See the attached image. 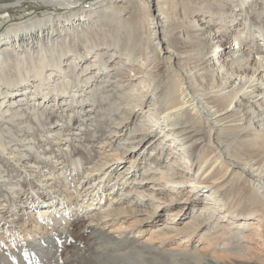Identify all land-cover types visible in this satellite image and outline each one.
I'll use <instances>...</instances> for the list:
<instances>
[{
    "label": "rangeland",
    "instance_id": "1",
    "mask_svg": "<svg viewBox=\"0 0 264 264\" xmlns=\"http://www.w3.org/2000/svg\"><path fill=\"white\" fill-rule=\"evenodd\" d=\"M253 3L254 0H246L245 3L241 4L243 17H246L248 22L250 14L254 11ZM82 7L81 5L77 10ZM47 11V8H38L31 13H27L25 17H18L17 13H12L11 17L0 18V33H3L11 23L27 19L34 20L43 17ZM66 11L68 10H60L59 13L63 16V13ZM56 12H53L52 15H55L54 13ZM150 14L155 19L160 17L156 1L151 4ZM221 16L226 17L227 14H221ZM192 19L199 18L186 16L182 12V9L178 8L176 15L177 23L188 24ZM201 23L200 21L199 24ZM236 23H241L242 28L244 26L243 22L239 20L235 23L228 21L226 27L230 28L229 36L225 37V39L228 38L225 41V45L228 47L232 45L228 51L234 50L237 53H241V51L239 52L238 45L233 48L234 43L230 36L237 28V26H234ZM212 27L205 32L204 36L211 37V39L209 42L208 40L205 42L202 49L196 51L197 53L191 51V53H188L191 54L189 56L183 53L179 57L184 68L189 71L188 77L198 83V88L204 94L203 98L200 99V104L206 103L208 100H217L219 97L236 91L245 85V89L239 95V107L236 110L240 112V115L245 116H248L252 111H256V113L260 112V106L257 102L262 103L264 99H262L263 95H260L261 91L258 90L263 88L264 84L261 83L262 78L258 79L261 76L259 71L255 73L250 82L245 84L248 78L254 74V68H251L252 70L249 74L238 75L235 72L234 65L229 61L228 54L224 55L225 51L222 49L224 41H218L220 37L219 33L217 34V39L214 40L212 38L218 27L216 21L213 22ZM107 28H105V31L108 30ZM148 30L149 27L146 25L141 39H139L140 36L136 35L128 39L123 33H114L120 38L117 47L101 44L98 47L99 50H95L96 52L93 51V53L89 54L91 60H94L98 59L97 57L100 52L110 50L111 52H115V56L121 55L123 57V61L120 62L122 77L115 78L113 75L111 82L108 84V89L112 91L119 90L123 94H117L114 104L110 105L108 101L104 102L97 99L93 92L88 91V89V96L95 102V110L93 107H88L86 103L83 104V109H81L82 107H78V100L70 103L71 107H69V104V106H65L64 108H61L57 102L51 101L49 108L45 112L34 109L30 111L25 108L24 111L30 115V119L28 118V123L22 126H28L30 131L24 132L21 131V127H17L13 123L14 120L8 119L11 110L7 111L5 104L4 107L2 106L4 99H0V114L2 115L0 116V125L12 127L11 133H13L10 137H5L8 139L5 142H9L7 149L4 151L0 149V212L4 214V217H0V248H13L14 243L20 239V242L24 243V240L29 239L27 235L30 230L34 229L37 231V235L44 233L43 228L47 224H51L53 216L58 220L61 219L63 211L57 212V207L51 209L53 211L52 214L44 217H40L41 213L39 211L42 208H37L34 211L26 208L32 194H37L40 191H45V193L50 191L53 192V195L57 199L65 202V206L69 207V209L65 210L66 212L67 210L71 214L80 212L81 215L79 218L78 216L75 217L69 225L71 229L68 232L69 236H67L60 247L64 250L62 258L66 259V264L76 262L74 257L77 255H83L86 258L80 257L77 260L78 264H92L94 262L95 258L85 253V250L80 246L87 245L90 247L93 241L90 227L105 222L106 227L104 229L112 234L118 235L130 231H138L140 232V243L155 248L163 244L168 250L171 248L179 250L188 249L194 253L196 258H200V252H203L209 256L225 258L226 260H240L245 264H260V262L264 261V205L262 204V200L257 198L253 190L252 176L249 173L241 174V169L232 171V168H238V164L235 160L231 159V167L223 179L207 187H205V184L200 185L198 181L206 180L210 173L217 168L219 161L213 165V160L221 152L216 151L211 153L208 161L198 159L196 153L192 152V145L190 142H187L188 139L185 136H181L182 133L178 132L183 125L182 122L185 121V117H182L179 124L174 125L170 123V117L176 118L183 114L186 109L190 108V103L172 110H166L160 104L147 106L143 110V113H141L140 106L135 109V105L140 104L142 98H144L142 92H146L148 89L147 86L144 87V83L146 85L150 84L148 73H156V69L153 66L158 62H161V71H167V63L159 60L167 55V51H171L170 49L166 50V48L162 52L157 50L156 44L152 42V36ZM212 31L214 32L211 33ZM253 31L254 27L248 25L244 30L245 34H243V37L251 40L254 34ZM262 31L264 32V27ZM158 35L161 36V33ZM106 37L107 39L112 38L111 36ZM191 39L179 34L169 36L172 46L179 45L182 42L189 43ZM252 41L254 46L258 44L264 46L262 36L256 35V38ZM127 46L134 48V55L127 54ZM216 49L218 56L214 59L212 58L214 53L212 50ZM92 55L97 57H93ZM186 57L191 59L187 61ZM185 60L187 61L186 63ZM218 60L219 62H217ZM92 62L96 63V61ZM208 62L209 69L212 68L215 74L212 81H210L211 77L207 73L209 70L202 69L200 72L198 71L204 68ZM83 64L86 65V61H82L81 65ZM108 64H111V61ZM92 68L94 70V67ZM109 71L111 74L114 73L112 68ZM168 75L169 72L165 74V79H158L157 86L165 85ZM152 82L155 86L156 82ZM2 86L0 83V87ZM254 89L256 92L253 98L248 99L247 95H243L245 91ZM5 90L6 88L2 87V91ZM154 91L158 92L159 90L156 89ZM193 95L196 96L194 93ZM161 97L160 94L157 96L151 95V99L153 98L152 103H155ZM31 103L33 102L31 101ZM6 105H8V101ZM119 105L124 108V112L120 110L116 111L115 114H105L108 106H113L117 110ZM134 109L136 111L139 110L137 112V115H139L137 119L136 117L134 118ZM88 112H91V115H88ZM152 112L155 114H152ZM123 113H125V117ZM34 114H38L39 120L35 119ZM52 117L58 120V122L51 123ZM42 122L44 125H41ZM126 124L129 125V130L126 127L124 128ZM218 125L217 127H219ZM223 125L227 126L230 124ZM143 127L147 130H141ZM134 129L136 130L134 131ZM134 132L137 135L145 133L144 135L147 136V139L157 135L152 144L155 141L157 143L163 142L161 146V152L163 150V153L159 155V149H157L150 156L151 152L147 154L148 149H145L147 148L145 146L141 150L140 147L136 148L135 152L131 155L130 143L128 142H131ZM235 135L231 132H225L222 135V139L226 142L233 139ZM26 137H29V139H26L23 143L21 139ZM203 141V138L198 140V142ZM119 142L121 145L118 144ZM28 143H32L35 148L29 149L25 146ZM16 146L20 154H27V156L34 155L35 158L32 161L37 160L39 169L43 170L41 173L35 172V175L39 176L40 173V176L34 177V180L38 182L34 183L31 187L27 186V183H29L27 181L29 169H26L20 162L13 159L14 155L11 152L17 150ZM81 155L85 158L83 160V169L92 171L87 176L82 173L83 170L81 169V173L85 178L82 177L79 180L80 175H76L73 179L72 177L76 173V170L74 172L71 171L74 170L72 162L80 161ZM143 155L147 156L146 159H142ZM133 156H138V159L131 170L132 172L127 174L126 179H122L125 175L124 171L133 164ZM121 157L122 159H119V163H123L119 165L114 159ZM100 165H103L102 169L98 170ZM200 166L203 167L199 169ZM151 167L152 173L148 172ZM206 168L209 171L204 172ZM50 172L53 175H50ZM102 172H105L104 176ZM63 173H67L72 178L69 183L64 179H60ZM44 174H47V176H43ZM100 175L102 176V179L99 181L101 185L104 183L107 185L103 188V191L102 188L97 189L99 192L96 196L97 198L105 194L100 197L101 202L98 199L92 200L94 196L85 192V188L81 189L86 181H90L95 177H97V180L92 182H95L94 187L97 186ZM37 178H41L42 182ZM127 178L128 183L125 182ZM176 181H181L182 183H175ZM13 182L19 184V187L14 189L17 192L15 194L9 188L11 184H14ZM115 182L116 187L111 192L110 188ZM118 186L122 189L119 193L124 194L121 198L116 194ZM75 188L81 192L77 198L79 199L77 205L75 203L76 200L70 204L74 196L70 197L69 192ZM213 190L216 192L211 194ZM46 198L48 199V196ZM191 200H198L202 204H209L208 209L206 212H203L201 206V208L199 206L192 208L188 204ZM12 203L16 204L14 205L15 211H18L21 205L24 206L23 210H20L19 215L12 216L14 211L9 210L10 208L8 209ZM158 206L160 207L157 212ZM108 210H111V214L107 216L106 212ZM29 211L32 213L30 214ZM186 212L187 214H185ZM27 216L30 217L26 222ZM37 221L42 225L38 229H35L34 225ZM165 232L169 234L164 236Z\"/></svg>",
    "mask_w": 264,
    "mask_h": 264
},
{
    "label": "bare ground",
    "instance_id": "2",
    "mask_svg": "<svg viewBox=\"0 0 264 264\" xmlns=\"http://www.w3.org/2000/svg\"><path fill=\"white\" fill-rule=\"evenodd\" d=\"M155 1L157 3V11L160 14L158 19H155V17L152 18L150 14L151 4ZM245 1L246 0H0V18L11 17L12 13H17L18 17H25L27 13H31L38 8H47L48 10L43 17L11 23L3 33H0V83L1 86L3 85L2 87L6 88L5 91H2V87H0V97H2L0 99H4L2 106L4 107L5 104V107H7L6 110H11L8 119L11 121L14 120L13 123L17 127H21V131L29 132L30 128L28 126H22L28 123V118L30 117V115L24 111L25 108L30 111L34 109L45 112L49 108V103L51 101L57 102L61 108H64L65 106H69L73 101L75 102V100H78L77 104L78 107H82L81 109H83V104L86 103L88 107H93L95 110V102L88 96V89V91L93 92L97 99L104 102L108 101L110 105L114 104L117 94H123L119 90L112 91L108 89V84L111 82V77L113 75L115 78L122 77L123 74L120 62L123 61V57L121 55L115 56V52H111L110 50L100 52L98 57L92 55L98 58L94 60H91L89 54L91 52L93 53V51L96 52L95 50H99L98 47H100L101 44L117 47L120 38L114 33H123L128 39H131L133 35L140 36L139 39H141L142 33H144L143 29L147 25L149 27V34L152 36V42L156 44V49L160 52H162L163 49L165 50V48L171 51H167V55L159 60L167 63V71H161V62H158L153 66V68L156 69V73H148L150 76V84L146 85L144 83V87L147 86L148 89L146 92H142L144 98L147 99L142 98L141 103L135 105V109L140 106L141 113H143V110L147 106L160 104L164 109L172 110L186 103H190V108L186 109L183 114L176 118L171 116L170 123L174 125L179 124L182 117H185V121L182 122L183 125L178 132L182 133L181 136H185V138L188 139L187 142H190L192 145L191 150L193 153H196L198 159H205L208 161V157L211 153L216 151L221 152L218 153L213 160V165L219 161L217 168L210 173L206 180H200L198 183L200 185L205 184V187H207L223 179L231 167L232 159L238 164V168H232V171L241 169V174L249 173L250 176H252L251 181L253 190L257 198L262 200V204L264 205V127H262L264 126V100L262 103L257 102L260 106V112L256 113V111H252L248 116L240 115V112L236 110V108L239 107V95L245 89V85H243L238 90L229 92L219 97L217 100H208L206 103L200 104V99L203 98L204 94L201 89L198 88V83L188 77L189 71L182 65L181 58L179 59L181 54L185 53L189 56L191 54L188 53H191V51H199L203 48L207 40L209 42L211 37H205L204 35L206 30L211 28L213 22L216 21L218 27L217 29L215 28V32H211L215 33L212 38H214V40L217 39V34L219 33L220 37L218 41H224L222 43V49L225 51L224 55L228 54L229 61L234 65L235 72H237L238 75L249 74L252 70L251 68H254V74L252 77L248 78L245 84L253 79L257 71H259L261 75L258 79L262 78L261 83L264 84V46L260 44L254 46L252 41L256 38V35L262 36L264 40V32L262 31L264 27V0H254V11L250 14L249 22L242 14L243 10L241 4L245 3ZM120 2L122 3L120 4ZM81 5L83 7L77 10ZM178 8L182 9V12L186 16L198 17L199 19H192L188 24L181 22L177 23L176 15ZM66 9L68 11L63 13L62 16L59 13L60 10ZM53 12H56L54 13L55 15H52ZM221 14H227V16L223 17ZM175 20L176 22H174ZM237 20L242 21L244 26L242 28L241 23H236L234 26H237V28L230 36L234 43L233 48L238 45L239 52L241 51V53H237V51L234 50L228 51L232 45L230 47L225 45V41L228 40V38L225 39V37L229 36L230 28H227L226 24L228 21L235 23ZM200 21L202 22L201 24H199ZM248 25L254 27V34L251 40L243 37V34H245L244 30ZM106 27H108V30L105 31ZM193 32L195 33L191 35ZM159 33H161V36L158 35ZM177 34L180 36L185 35L186 38H192L191 42H182L179 45L172 46L169 41V36H175ZM106 36H111L112 38L107 39ZM126 49L128 50V55L135 54V50L132 46H127ZM212 51L214 52L212 58L215 59L218 56L216 53L217 49ZM190 59L191 58H187V61ZM82 61H86V65H81ZM92 61H96V63ZM110 61L111 64H108ZM187 61L185 60V63ZM217 62H219V60ZM92 67H94V70ZM110 68L114 70L113 74L109 71ZM202 69L209 70L207 73L211 77L210 81H212L215 74L212 68L209 69V62L204 68L198 71L200 72ZM95 71H98V73ZM167 72H169V75L166 77L167 83L163 86H157L158 79H165V74ZM152 81L156 82L155 86ZM156 89L159 91L155 92L154 90ZM258 91H261L260 95H263L262 99H264V87L260 88ZM255 92V89L245 91L243 95H247V98L250 99L254 97ZM193 93L196 96H194ZM158 94L162 97L158 98L155 103H152L153 98L151 99V95L157 96ZM5 98H7L6 101ZM7 101L8 105H6ZM31 101L33 103H31ZM71 106L70 104L69 107ZM135 109L133 113H135L134 118L136 117L137 119L139 117V115H137L139 110L136 111ZM87 110L89 109L87 108ZM120 110L124 112V108L120 105L117 107V110H115L113 106H108L105 110V114H115L116 111ZM156 112L158 111L156 110ZM89 114L91 115V112H88V115ZM149 114H151V112H149ZM152 114L155 113L152 112ZM123 115L125 117V113H123ZM0 116L2 115L0 114ZM34 117L39 120L38 114H34ZM211 120H213V122H211ZM57 122L58 120L54 118L51 119V123ZM222 123L230 125L224 126ZM217 124H219V127H217ZM41 125H44V123L42 122ZM125 127L128 129L129 125L126 124L124 125V128ZM135 130L136 129H134V131ZM141 130L144 131L147 129L143 127ZM11 132L12 127L10 128L8 125L7 127H3L0 125V149L3 151L7 149L9 143L5 142L8 140L6 138L13 135ZM225 132H231L236 135L233 139L224 142L222 135L225 134ZM144 134L145 133H140V135H137L136 132L132 134V140L128 142L131 148L130 154L132 155L136 148L140 147L141 150L146 146L147 148L145 149H148L147 154L151 152L149 154L150 156H152V153L157 149H159V155H161L163 153V150L161 152L163 142L157 143V141H155L152 144V141L157 135L147 139V136ZM201 138H203L204 141L198 142ZM26 139H29V137L22 138L21 141L24 143ZM118 144L121 145L120 142ZM25 146L29 149L35 148L32 143H28ZM118 149H120V147H118ZM174 149H176V147H174ZM11 153L14 155V160L20 162L26 169H29V178L27 177L29 183H27V186H33L34 183L38 182L34 180L36 178L35 176H37L35 172L41 173L43 171L39 169V163L36 162L37 160L32 161L35 156L20 154L19 149ZM135 156H133V164L124 171L125 175L122 179H126L127 174L132 172L131 170L138 159V156ZM146 157L147 156L143 155L142 159H146ZM84 159V156L81 155L80 161L72 162L74 170L71 171L74 172L76 170V173L73 174V179L76 175H80V180L82 177L85 178L83 174L87 176L91 174L92 170L83 169ZM119 159L121 160L122 157L115 158L114 161H117L120 165L123 162L119 163ZM102 166L103 165H100L98 170H101ZM202 167L203 166H200L199 169ZM81 169L83 170V174L81 173ZM207 171L209 170L206 168L204 172ZM148 172H153L152 167ZM49 174L53 175L52 172ZM102 174L104 176L105 172H102ZM101 175L98 177V182L102 179ZM43 176H47V174ZM72 178L69 177L67 173H63L60 179H64L69 183ZM128 178L127 181H125L126 183H128ZM37 179H40L42 182L41 178ZM96 180L97 177L94 179L92 178L90 181H86L81 189L85 188V192H88L89 195H93L94 197L92 200L98 199L99 202H101L100 197L105 194L97 198L96 196L99 194L97 189L102 188L103 191V188L107 185L105 183L101 185V182H99L97 186L94 187L95 182L92 181ZM175 183L181 184L182 182L176 181ZM119 186L117 187L116 194L121 198L124 194L119 193V191L122 190ZM17 187H19V184L14 183L11 184L9 188H11L15 194L17 192L14 189ZM115 187L116 182L110 188L111 192H113L112 189ZM90 189L92 190L90 191ZM214 192L216 191L213 190L211 194ZM35 194H32L29 198L26 208H30L31 211L42 208L41 211H39L41 213L40 217H44L48 214H52L53 211L51 209L57 207V212L63 211L60 217L61 219L58 220L53 216L51 218V224L49 223L43 228L44 233L37 235V231L33 229L28 231L29 234L27 237L29 239L24 240V243H21L20 239L14 243L13 248L1 247L0 264H66V259L62 258L64 250L60 247L63 245L62 243L66 240L67 236H69L68 232L71 230L69 225L73 222L75 217L78 216L79 218V216H81L80 212L77 214H71L68 210L66 212L65 210L69 209V207L65 206V202L57 199V197L53 195V192L47 191L45 193V191H40L36 195ZM69 194L70 197L74 196L70 204L74 203L76 200L75 203L77 205L79 203V199L77 198L81 194L80 190L75 188L70 191ZM47 196L48 199L46 198ZM50 200L52 201L50 202ZM16 204L12 203L10 207H8V209L10 208L9 210L14 211L12 216L19 215V212H21L20 210H23L24 206L21 205L19 210L15 211L14 205ZM188 204L192 206V208L201 206L203 212H206L209 205L207 203L202 204L201 201L198 200H191ZM159 207L160 206H158L156 210L157 212ZM31 211H29L30 214L32 213ZM110 214L111 210H108L106 215L108 216ZM185 214H187V212ZM0 217H4L2 212H0ZM29 217L30 216L26 217V222ZM41 225L42 224L37 221L34 228L38 229ZM104 227H106V222L90 227L93 237L92 245L90 247L87 245L80 246L85 250V253L95 258L92 264H245L240 260H226L225 258L209 256L207 253L203 252H200V258H196L194 253L188 249L179 250L171 248L168 250L163 244L156 248L143 245L140 243V232L138 231H130L116 235L105 230ZM168 234V232H165L164 236ZM80 257L86 259L83 255H77L74 257L76 262L74 261L70 264H78L77 260ZM260 264H264V261H262V263L260 262Z\"/></svg>",
    "mask_w": 264,
    "mask_h": 264
}]
</instances>
